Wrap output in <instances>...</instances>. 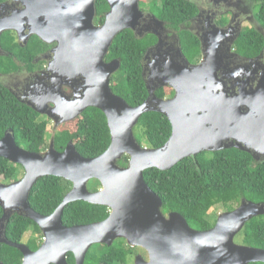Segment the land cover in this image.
<instances>
[{
  "label": "water",
  "instance_id": "obj_1",
  "mask_svg": "<svg viewBox=\"0 0 264 264\" xmlns=\"http://www.w3.org/2000/svg\"><path fill=\"white\" fill-rule=\"evenodd\" d=\"M107 1L110 11L99 27L93 22L96 0H40L44 10H34L32 19H46L35 35L49 43L58 42L53 66L60 71L56 72L69 78L83 77L81 98L66 106L56 103L61 123L77 119L90 107L97 108L107 118L111 144L104 154L85 158L72 142L58 152L52 140L47 152L34 153L19 147L12 134L1 139L0 157L22 165L26 175L1 186L0 199L5 207L22 209L40 227L45 240L35 252L1 236L0 243L20 250L22 264H69L70 253L75 264H86L93 246H112L118 239L148 252L149 261L137 257L135 264L264 263V249L235 242L248 221L264 215V204L243 201L239 208L219 215L213 228L200 231L180 213L165 215L161 198L144 178L148 169L166 171L203 152L236 148L259 161V156H264V85L252 89L249 83L239 84V93L230 95L220 72L228 70L227 76L234 79L244 69L234 70L226 62L227 51L222 46L226 35L201 37L202 59L198 64L177 70L169 63L163 73L164 85L175 90V97L160 100L147 84L148 101L131 107L111 88L120 60L106 63L105 58L116 37L135 29L142 18L141 0ZM227 76L224 73L223 77ZM150 101L157 107H151ZM36 111L45 113L41 108ZM148 112L161 113L172 124L170 139L158 149L141 146L134 134L140 118ZM125 156L130 157L129 164L121 167L118 162ZM47 176L66 179L74 188L52 215L43 216L31 207L29 197L38 180ZM92 180L99 181L102 190L91 193L88 184ZM76 201L107 207L109 217L67 227L63 222L65 208ZM9 219L5 212L1 221Z\"/></svg>",
  "mask_w": 264,
  "mask_h": 264
},
{
  "label": "trees",
  "instance_id": "obj_2",
  "mask_svg": "<svg viewBox=\"0 0 264 264\" xmlns=\"http://www.w3.org/2000/svg\"><path fill=\"white\" fill-rule=\"evenodd\" d=\"M99 1L97 12L98 18L102 20L110 7L106 1ZM258 2L257 18L264 28V0ZM156 10L153 12L158 18L168 22L173 30L176 29L186 57L192 62H199L202 58L199 38L193 32L181 29V24L187 26V21L198 14L197 5L192 0H162L161 8ZM35 40L40 41L37 37ZM156 41L154 36L138 39L132 31L125 30L116 37L109 50L108 59H118L121 63L111 88L131 107L142 105L149 97L142 65L148 48ZM263 49L264 37L254 29L247 30L235 44L236 52L248 58L259 55ZM4 92L5 89L0 86V138L9 129L13 131L19 145L32 152L44 151L48 147V122L40 121L39 114L19 103L4 102L10 96ZM156 94L163 98L172 94V90L168 88ZM134 134L141 146L158 149L170 139L172 124L165 115L148 112L140 118ZM54 141L55 149L59 152H63L72 142L83 157L96 158L104 154L111 144L107 118L101 110L90 107L74 121L61 125ZM129 160L130 157L125 156L118 164L127 167ZM11 166L7 159L0 157L2 179H17V171H9ZM144 178L146 184L161 198L163 213H180L193 229L200 231L215 226L216 222H211L210 213L217 206L232 209L242 200L264 204V162H256L250 153L236 148L203 152L182 160L166 171L148 169L144 172ZM62 185L68 187L70 182L54 176L39 179L29 199L32 208L42 215L53 213L63 201L66 190L58 189ZM108 216L107 207L81 201L66 207L63 222L67 227L88 225L101 222ZM30 230L34 232L30 244L37 249L43 241V234L40 227L28 218L16 216L11 231L12 241L20 242ZM238 236L239 244L264 249V215L248 221ZM133 251L125 240H118L112 246L95 245L88 252L86 264H126ZM22 259L21 252L16 248L0 245V262L21 264ZM68 262L76 263L72 253L69 254Z\"/></svg>",
  "mask_w": 264,
  "mask_h": 264
},
{
  "label": "flooded vegetation",
  "instance_id": "obj_3",
  "mask_svg": "<svg viewBox=\"0 0 264 264\" xmlns=\"http://www.w3.org/2000/svg\"><path fill=\"white\" fill-rule=\"evenodd\" d=\"M104 1L108 3L107 0ZM192 1L195 5H197L199 12L194 18H191L187 21V26L181 24V29L191 31L195 35H198L199 37H197L199 38V40L201 39V37L212 39L213 37H220L219 35H226V38L223 40L222 44L223 49L227 51L226 62L234 70L244 69L243 72L234 79L227 76L228 70L220 72L219 77L224 82L226 91L229 92L230 95L239 93V84L243 85V83H249V88L252 89H255L259 85H264V49L259 55L249 58L247 56L239 54L235 50V44L240 40L241 36L246 33V31L240 32L239 23L241 22L242 18H251L250 8H247L246 4L241 7V5L236 2V0ZM255 1L258 2V0ZM98 2L100 1L96 0L95 2L96 12L93 20L94 25L97 27L104 25L106 16L110 11L109 9L107 12H105L104 19L100 20L98 18L97 12ZM141 2L142 0L140 1L142 18L135 25V29L128 30L132 31L135 37L141 40L145 39L148 36H154L157 39V41L148 48L143 58V77L146 83V87L148 84L150 88L154 90L155 95L156 97H158V99L168 101L170 99H173L176 95V92L173 88L164 85L165 82L163 79V73H165L166 68H168L169 66V63L173 64L177 68V70H179L182 67H192L193 65L198 64L202 58L197 63L190 61L183 52L181 40L176 29L173 30L168 22H165L158 18L153 10L143 8ZM44 8L45 5L44 3L42 4L40 0L0 1V86L5 89V94L10 95L9 98L4 102L19 103L39 114L40 121L48 122L47 130L48 134H50L51 137L48 138L47 136L48 147H46V149L40 153H45L48 151L50 144L52 140H54L59 127L66 124L61 123L63 118L56 112L57 104L66 106V103L69 104L81 98L84 86L82 76L69 78L68 76H64L59 72H56V70L60 71V69H58L56 65L54 69L53 64L55 62V54L58 47V42L49 43L43 41L40 37L35 35V29L42 26L41 23L45 22L46 19L44 17H41L36 20L32 19V16L34 14V10L40 12L43 11ZM32 9L33 11H31ZM34 23H36V25ZM262 28L258 27V29H255L254 27H251V29L261 32L264 37V28L262 31H260V29ZM35 37L39 38L40 41L35 40ZM114 60L118 59L109 60L107 54L105 58L106 63H110ZM117 73H115L111 77V87L112 81ZM224 73H226V78L223 77ZM168 88L172 90V94L166 95L163 98L156 94L158 91L159 93H161V91L164 92ZM150 106L157 107V105L152 101H150ZM36 108L45 110V113H38L36 111ZM50 126H53V131L49 130ZM7 134L13 135L16 144L19 147L30 151L24 146L18 144L12 130H6L4 136L0 138V140L3 139ZM255 161L263 163L264 156H259V161H257L256 159ZM9 162L13 165L10 167L9 171L11 170L14 173V171L16 170L17 179L10 181L2 179L0 177V187L3 185L8 186L16 183L22 180L26 175V171L22 165L13 163L11 161ZM97 182L99 184L93 182V180L89 182L88 190L91 193H96L102 190V185L99 181ZM59 188L61 190H66L64 195L62 196L64 201L66 195L69 194L74 187L72 182H70V185H68V187L66 185H62L59 186L58 189ZM243 201L247 200H242L240 204L234 205L232 209L225 208L226 210H224L223 213L230 212L239 208ZM79 202L81 201H76L70 204ZM5 212L9 214L10 219L8 221L5 220L2 222L1 220H3V215ZM53 213L46 215L43 214V216H50ZM164 214L167 215L169 213L167 212ZM16 216L32 220L29 217L25 216L24 212L20 208L5 207V201L0 199L1 239L6 238L9 242L15 243L11 239V231L14 227V220ZM63 220H65L64 214ZM29 234L30 236L27 237ZM33 236L34 232L33 230H30L25 234L21 241L16 242V244L25 245L31 251L35 252L42 246L45 238L43 235V241L40 243L37 249H34L30 244ZM3 244L4 243H0V245ZM126 245L129 246L127 241ZM129 247L133 248L134 251L130 257V261L126 264H135L137 257H142L145 261H149V254L145 249L141 247ZM23 260L24 256L22 259V263Z\"/></svg>",
  "mask_w": 264,
  "mask_h": 264
},
{
  "label": "rangeland",
  "instance_id": "obj_4",
  "mask_svg": "<svg viewBox=\"0 0 264 264\" xmlns=\"http://www.w3.org/2000/svg\"><path fill=\"white\" fill-rule=\"evenodd\" d=\"M236 2L238 4H240L241 7L244 4H246V7L250 8V14H251V18H248V19L247 18H242L241 19V22L239 23L240 32L247 31L248 29H251V27H254L255 29H258V27L262 28V25H261V23L259 22V20L257 18L258 7H259V3L258 2L255 1V0H236ZM141 5H142L143 8H147L148 10H153V11L156 12L157 11L156 9L161 8L162 0H142ZM262 30H263V28L260 29V31H262ZM49 130L53 131V126H50ZM50 137H51V135L48 134V138H50ZM93 182H94V180H93ZM224 210H226L225 207H221V206L215 207L210 213L211 222H214V221L216 222L217 220H215V219H217V217L220 214H222ZM29 236H30V234L27 237H29ZM235 242L237 244H239L238 243L239 242V236H237L235 238Z\"/></svg>",
  "mask_w": 264,
  "mask_h": 264
}]
</instances>
